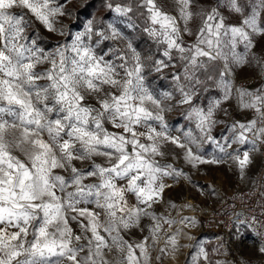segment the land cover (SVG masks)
I'll list each match as a JSON object with an SVG mask.
<instances>
[{
    "label": "clouds",
    "instance_id": "obj_1",
    "mask_svg": "<svg viewBox=\"0 0 264 264\" xmlns=\"http://www.w3.org/2000/svg\"><path fill=\"white\" fill-rule=\"evenodd\" d=\"M0 264H264V0H0Z\"/></svg>",
    "mask_w": 264,
    "mask_h": 264
}]
</instances>
